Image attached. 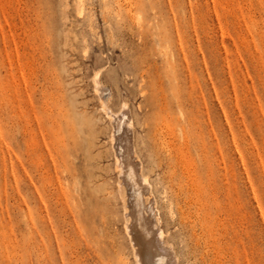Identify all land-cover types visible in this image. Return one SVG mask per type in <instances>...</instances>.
<instances>
[{"label":"rangeland","instance_id":"rangeland-1","mask_svg":"<svg viewBox=\"0 0 264 264\" xmlns=\"http://www.w3.org/2000/svg\"><path fill=\"white\" fill-rule=\"evenodd\" d=\"M103 101L176 264H264V0H0V264H135Z\"/></svg>","mask_w":264,"mask_h":264},{"label":"bare ground","instance_id":"bare-ground-1","mask_svg":"<svg viewBox=\"0 0 264 264\" xmlns=\"http://www.w3.org/2000/svg\"><path fill=\"white\" fill-rule=\"evenodd\" d=\"M128 13L130 14V10H128ZM101 87L97 86L96 91L101 92L100 97L102 98L104 94ZM103 102L100 107L101 111L111 118L112 126H114L111 139L115 142L116 164L119 168L117 170H120V174H118V191L124 209V230L131 244L134 263L176 264L175 252L171 246H168L163 237V230L160 228V212L157 206L155 207L156 203L151 184L148 182L149 176L146 177V173H143V167L137 161L138 157L133 151L135 149L132 146L133 142L130 143L128 139L131 134H129L130 126L128 128L127 122H130L132 118L130 119L128 111L126 112L125 109L123 112L120 111L119 114H113L108 110L106 103ZM124 108H128V106ZM62 264L67 263L62 262ZM69 264L75 263L69 262Z\"/></svg>","mask_w":264,"mask_h":264}]
</instances>
